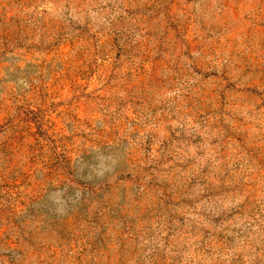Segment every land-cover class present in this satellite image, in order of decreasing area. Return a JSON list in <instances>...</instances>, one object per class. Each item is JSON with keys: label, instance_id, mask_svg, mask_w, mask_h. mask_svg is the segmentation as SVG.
I'll return each instance as SVG.
<instances>
[{"label": "rangeland", "instance_id": "obj_1", "mask_svg": "<svg viewBox=\"0 0 264 264\" xmlns=\"http://www.w3.org/2000/svg\"><path fill=\"white\" fill-rule=\"evenodd\" d=\"M0 264H264V0H0Z\"/></svg>", "mask_w": 264, "mask_h": 264}]
</instances>
